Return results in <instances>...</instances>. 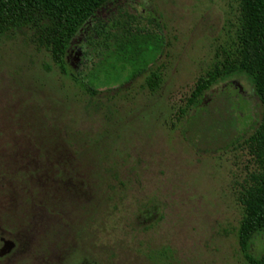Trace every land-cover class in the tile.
I'll use <instances>...</instances> for the list:
<instances>
[{
	"label": "rangeland",
	"instance_id": "1",
	"mask_svg": "<svg viewBox=\"0 0 264 264\" xmlns=\"http://www.w3.org/2000/svg\"><path fill=\"white\" fill-rule=\"evenodd\" d=\"M118 12L164 27L155 92L139 79L91 98L30 33L0 40V264H249L239 232L259 177L245 143L262 116L254 85L235 76L206 94L186 136L198 149L179 114L225 63L241 5L117 0L98 19ZM263 253L264 235L251 246Z\"/></svg>",
	"mask_w": 264,
	"mask_h": 264
},
{
	"label": "trees",
	"instance_id": "2",
	"mask_svg": "<svg viewBox=\"0 0 264 264\" xmlns=\"http://www.w3.org/2000/svg\"><path fill=\"white\" fill-rule=\"evenodd\" d=\"M117 0H0V40L30 33L31 42L50 54L63 75H69L88 96L102 91L120 92L143 79L151 92L160 89L168 42L164 27L153 19L129 12H118L107 20L98 14ZM242 8L241 28L225 55V63L200 77L180 110L186 119L183 134L197 116L206 94L216 85L235 76H245L254 85L262 107L258 128L246 139L252 163L259 175L244 196L245 216L239 243L249 264H264V253L251 254L252 241L264 235V0H237ZM86 35L81 46L80 66L71 67L68 57L79 38ZM78 40V41H77ZM118 83L106 89L108 83ZM189 120V121H188Z\"/></svg>",
	"mask_w": 264,
	"mask_h": 264
},
{
	"label": "flooded vegetation",
	"instance_id": "3",
	"mask_svg": "<svg viewBox=\"0 0 264 264\" xmlns=\"http://www.w3.org/2000/svg\"><path fill=\"white\" fill-rule=\"evenodd\" d=\"M5 241L4 237L0 234V246L3 245V242ZM16 244V243H15ZM16 247V245H15Z\"/></svg>",
	"mask_w": 264,
	"mask_h": 264
}]
</instances>
